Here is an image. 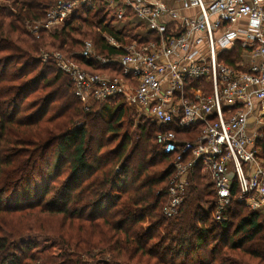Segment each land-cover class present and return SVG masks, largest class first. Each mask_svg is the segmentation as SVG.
Segmentation results:
<instances>
[{
  "label": "trees",
  "instance_id": "1",
  "mask_svg": "<svg viewBox=\"0 0 264 264\" xmlns=\"http://www.w3.org/2000/svg\"><path fill=\"white\" fill-rule=\"evenodd\" d=\"M56 2L0 0V264H264V211L233 201L226 222L215 224L210 215L215 193L210 183H201L198 167L176 215L163 216L172 159L156 146L159 130L153 124L137 125L138 141L125 157L127 133L115 149L90 153L88 123L108 116L116 124L128 111L102 104L86 114L68 78L41 65L38 53L57 50L90 73L109 74V68L76 52L90 41L99 56L119 55L101 33L121 40L122 28L106 25L105 6L97 4L85 19L41 31L35 40L25 22L42 21ZM220 59L233 68L240 51L234 48ZM162 162L166 165L158 168ZM32 237L43 240V247L25 243Z\"/></svg>",
  "mask_w": 264,
  "mask_h": 264
},
{
  "label": "built area",
  "instance_id": "2",
  "mask_svg": "<svg viewBox=\"0 0 264 264\" xmlns=\"http://www.w3.org/2000/svg\"><path fill=\"white\" fill-rule=\"evenodd\" d=\"M97 4L106 25L122 28L121 40L101 33L120 54L99 56L87 41L76 56L109 74L58 53L40 61L68 78L85 112L123 106L159 130L155 144L173 171L163 216L176 215L197 167L215 193V224L233 201L264 211V0H57L34 31L59 30ZM234 48L231 68L220 56Z\"/></svg>",
  "mask_w": 264,
  "mask_h": 264
},
{
  "label": "rangeland",
  "instance_id": "3",
  "mask_svg": "<svg viewBox=\"0 0 264 264\" xmlns=\"http://www.w3.org/2000/svg\"><path fill=\"white\" fill-rule=\"evenodd\" d=\"M85 18L86 17H84L83 19H85ZM112 18H113V12L108 9V20H110ZM39 22H41V21L30 20V21L25 22V24L23 26L25 32L28 33L31 37H33L35 40H38L39 36L41 35L40 33H35L36 31H34L35 27H37ZM81 51L82 50H80L79 52H76V53H80ZM43 53H46V54H56V53L61 54L57 50L45 51V50L42 49V50L39 51L38 56L41 57ZM61 55H63V54H61ZM63 56L66 57L65 55H63ZM41 65H47L48 67H51V66L55 67L52 63H46V64H41ZM39 68H40V66L38 67V69ZM48 72L51 75V70H48ZM71 93H72V88H71ZM72 95H73V93H72ZM33 98H34V95L28 96V100L33 99ZM79 105L83 109L82 104L79 103ZM96 111H97V109L94 110L93 112H89V114L92 115ZM83 112H85V111L83 110ZM85 113L88 114L87 112H85ZM91 118H93V117L91 116ZM94 119L95 120H93V121L91 120V122L88 123V125L86 127V137H85L87 146H88L91 154L100 156L103 153L108 152L109 150L115 149L116 145L122 139L121 136L123 134L127 133L128 139H129V144H128L127 150L123 153V157H125L130 152V148L134 145V143L136 141H138L139 130H138V126L137 125L139 123L137 122L136 118L132 117L130 112L123 113L121 121L119 123H116V124L112 123L113 119H109L108 116H105V120L106 121H102V119L96 118V117H94ZM87 121H90V117L87 119ZM111 123H112V125H111ZM119 125H120V127H118ZM108 127H111L109 132L112 131V129L118 131L116 135L113 134V136L115 137V140L112 143H108L107 142L110 139H112V137H113L111 133H109V132H108L109 134L107 133ZM55 148H56V146H53L49 150L48 156H52L53 155V152L55 151ZM52 162H53V159L50 160V163H52ZM114 162H115V160H112L111 165ZM120 162H121V160L117 162V165L115 167V171H117L119 169ZM137 163H138V161L135 159L131 163V167H134ZM164 165H166V162H162V164H160L158 166V168H163ZM65 176H66V169H65V167H63L58 179L62 180V179H64ZM201 183H203V184L204 183H209V180L206 177H204L201 180ZM187 185H188V183H187ZM209 199H211V198H209ZM28 242L32 243L34 245H37L39 248H42L43 245H44L43 240H41L40 238H37V237H32V238L26 239L25 243H28ZM96 264H108V262L105 261V260H99L98 262H96Z\"/></svg>",
  "mask_w": 264,
  "mask_h": 264
}]
</instances>
